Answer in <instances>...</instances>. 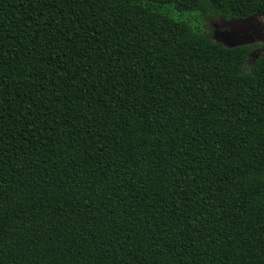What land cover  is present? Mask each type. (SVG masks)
Segmentation results:
<instances>
[{"label":"trees","instance_id":"trees-1","mask_svg":"<svg viewBox=\"0 0 264 264\" xmlns=\"http://www.w3.org/2000/svg\"><path fill=\"white\" fill-rule=\"evenodd\" d=\"M258 13L0 0V264H264V54L207 25Z\"/></svg>","mask_w":264,"mask_h":264},{"label":"water","instance_id":"water-1","mask_svg":"<svg viewBox=\"0 0 264 264\" xmlns=\"http://www.w3.org/2000/svg\"><path fill=\"white\" fill-rule=\"evenodd\" d=\"M262 16L258 13L245 18H232L229 20L220 18L219 21L213 23L214 38L227 48L263 42V23L260 20ZM254 55H256L255 58H258L262 54L259 50H254L250 54V58Z\"/></svg>","mask_w":264,"mask_h":264},{"label":"rangeland","instance_id":"rangeland-1","mask_svg":"<svg viewBox=\"0 0 264 264\" xmlns=\"http://www.w3.org/2000/svg\"><path fill=\"white\" fill-rule=\"evenodd\" d=\"M260 20L263 23V33H264V16L260 17ZM217 21H219V20H210L207 23L209 30H211L212 32H213V28H214L212 24L214 22H217ZM255 44H256V47L254 50H259L261 54H264V41L263 42H257ZM255 57H256V55H254L250 58L249 64H253Z\"/></svg>","mask_w":264,"mask_h":264}]
</instances>
